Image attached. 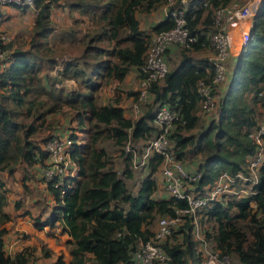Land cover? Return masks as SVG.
Instances as JSON below:
<instances>
[{
    "label": "trees",
    "instance_id": "1",
    "mask_svg": "<svg viewBox=\"0 0 264 264\" xmlns=\"http://www.w3.org/2000/svg\"><path fill=\"white\" fill-rule=\"evenodd\" d=\"M231 1L190 0L185 15L196 39L190 45L177 44L179 57L162 79L152 81V96L135 117L124 113L118 94L102 101L99 88L121 80L133 66L139 75L151 33L171 27L173 21L165 15L145 30L137 12L155 10L165 0H32L35 13L26 46L0 40L5 53L0 57V175L11 173L18 163L25 173L34 162L42 165L46 149L41 141L57 135L48 131L39 141L35 138L48 124L46 115L68 113L74 122L66 136L76 171L56 186L45 182L53 202L46 218L37 223H58L68 235V260L59 252L54 264H131L139 240L154 234L149 226L156 217L175 215L187 205L185 198L153 195L160 154L148 157L145 173L136 169L144 145L158 130L154 114L161 102L178 115L170 134L172 147L177 158L197 162L198 189L224 171H245L255 150L249 132L264 108V0L253 17L249 40L236 55L227 88L215 101V113L204 124L198 114L197 80L209 81L214 66L211 57L190 53L209 46L216 29L214 10ZM61 5L85 16L84 26L77 24L82 19H74L55 31L49 14L52 6ZM57 43H74L77 52L57 60ZM47 65H55L52 73ZM65 79H73L75 87L67 89ZM5 200L0 176V264H23L26 249L9 255L3 247L9 218ZM196 221L219 256L227 255L233 264H264V159L250 192L213 200L198 211ZM194 224L193 215L184 213L182 222L161 241L169 255L164 264H202Z\"/></svg>",
    "mask_w": 264,
    "mask_h": 264
},
{
    "label": "built area",
    "instance_id": "2",
    "mask_svg": "<svg viewBox=\"0 0 264 264\" xmlns=\"http://www.w3.org/2000/svg\"><path fill=\"white\" fill-rule=\"evenodd\" d=\"M190 0H165L166 15L172 19L169 28L153 31L145 53L144 61L139 68L138 88L132 103L134 112H140L142 106L151 98L152 81L160 80L169 69L165 56L166 49L171 44L190 45L196 36L190 33L185 10ZM262 0H246L241 4H225L217 7L213 13V23L216 29L209 37V46L214 74L209 81L204 78L197 80V89L201 94V110L210 111L216 106L215 88L226 76L228 56L236 48H242L250 38L253 17L260 8ZM1 4H12L18 8L33 6L32 0H0ZM6 35L0 33V40ZM236 40V41H235ZM236 43V44H235ZM239 49V50H240ZM237 50V52L239 51ZM4 50L0 48V57ZM178 115L166 102L158 104L154 121L158 126L156 134L148 139L141 153V162L146 161L153 153L161 155L159 165L162 186L169 196L185 198L187 205L176 209L175 215H160L157 219L154 234L147 240H139L132 254L131 264H159L169 259L168 253L161 241L183 220L184 213L193 215L196 223L198 211L213 200L236 193L244 195L250 192L252 184L257 181L258 169L264 159V108L261 118L249 132L255 150L244 172L231 175L224 171L210 185L198 189L194 185L197 173L184 165L177 158L170 138L174 121ZM70 140L65 136L53 135L44 142L46 158L41 165V177L56 186L63 182L69 171ZM128 148V145L126 146ZM202 249V264H233L227 255L219 256L207 240L200 242Z\"/></svg>",
    "mask_w": 264,
    "mask_h": 264
},
{
    "label": "crops",
    "instance_id": "3",
    "mask_svg": "<svg viewBox=\"0 0 264 264\" xmlns=\"http://www.w3.org/2000/svg\"><path fill=\"white\" fill-rule=\"evenodd\" d=\"M236 3L237 2L235 0L234 1L232 0L229 4H236ZM28 8L32 10L33 6L22 7L13 10L8 6V4H1L0 23L3 20L7 19L8 17L11 16L16 17L19 12L24 13L25 11L28 10ZM156 9H160L161 16L157 17L151 23V25L155 21L163 18L166 15L165 2ZM155 10H151L148 12L152 13ZM148 12L147 11L137 12V17L140 21L141 28H143L144 26H142L139 14L148 13ZM34 13H33V17H34ZM15 34L19 35L18 32H15ZM14 35H11L10 37L6 35L4 41L7 42L9 40L12 43V45H16L15 44L16 42L13 39H11L13 38ZM201 47L202 48L200 49L190 51L192 56L195 58L201 56L210 57L212 51H210L211 49L209 48V46L204 45ZM180 51L181 49L179 48V45L174 43L169 46L166 55L169 59H172V61L177 60ZM235 51L232 52L227 59L229 66H227L226 76L224 79L226 80V82L224 84L219 83V85L217 86V92H216V98L218 96L217 99H219V97L226 90L229 80L231 78V69L236 60V55L238 53ZM233 59L234 62H232ZM169 62L171 65L172 62L170 60ZM131 72H134L135 76L138 77V69L136 66H133L131 70L127 72L125 76L119 81L125 79ZM67 80H71L72 83L75 85L73 79H67ZM120 104L124 108V113L127 116H129V114L127 113L124 107V104L121 103V97H120ZM54 113H58V112H54ZM198 114L200 115L201 122L203 124L207 123V121L210 118H212V116L214 115V113L213 114L202 113L200 110H198ZM131 117H135V116H131ZM67 130L68 128L60 129L56 126V128L53 127L52 132L56 133L59 136H65ZM44 160L45 158L43 159V161ZM184 160L188 162V164L186 165L188 169L192 171L196 170L197 167L196 161H192L188 159H184ZM22 164L23 163H18L11 173H6L3 171L1 172L0 175L2 180L4 181V186L6 187V200L3 209L8 213L9 216L8 220L4 224L6 229L2 235L4 250L7 254L13 255L17 251L26 249L27 256L23 264H54L55 257L59 252H61L62 258L66 262L69 257L68 250L65 249V246L67 247L68 245L67 233L60 229L58 223H54L51 226L43 224L42 226L39 227L37 225L39 221H42L46 218V216L49 213L50 206L53 202L52 195L47 189L45 181L41 177V165H40L41 163L34 162L31 165L32 166L31 170H27L26 173L24 172V167ZM75 171H76V165L71 160L69 163V171L64 176L63 179H66L69 176L73 175ZM24 173L26 176L23 175ZM157 178H158L157 188L154 191L153 195L155 197H162V196L168 197V194L166 193V191H164V189L160 191L159 175ZM27 189H29V191H27ZM198 225L199 224L196 221V223L194 224L193 232L195 230V227H197ZM55 235L58 236V238ZM198 238L202 240L203 233Z\"/></svg>",
    "mask_w": 264,
    "mask_h": 264
},
{
    "label": "rangeland",
    "instance_id": "4",
    "mask_svg": "<svg viewBox=\"0 0 264 264\" xmlns=\"http://www.w3.org/2000/svg\"><path fill=\"white\" fill-rule=\"evenodd\" d=\"M235 1L237 2L236 4H241L246 0H235ZM65 2H66V0H58V3H60V4H63ZM8 6L13 10L18 8L12 4H8ZM33 13H34L33 8H32V10L30 8H28V10L25 11L24 13L19 12L16 17L11 16V17H8L7 19L3 20L0 23V33H3L4 35H7L8 37H10L11 35H14L15 32H18L19 35L15 34L13 36V38H11V39H13L16 42V45L20 44L21 47H25L26 42H27V38H28V33H29L31 25L33 23ZM159 16H161L160 9H156L152 13L148 12V13H140L139 14L142 26H144L143 28L145 30L146 29L149 30L151 28V26H150L151 23ZM74 19H82L81 21L77 22V24L80 25L81 27H83L84 22H86L85 16L79 15V13H77L76 10L71 9L68 11L66 6H62V5L61 6H52V8L50 10L49 22L52 26L55 27V31H57L60 27H63L65 25L73 24ZM54 46H55V48L53 50V53L55 54L54 56L57 60H59L60 57H66L70 53L77 52V48H75L74 43L69 44V46H67V47H63L62 43L61 44L57 43ZM180 46H182V45H180ZM179 48L181 49V47H179ZM239 49L240 48H237V45H236V48L234 50H236L235 52H237V50H239ZM232 52H234V51H232ZM4 54H3V57L5 56ZM169 60L172 62V59H169ZM232 62H234V59L232 60ZM169 64H170V62H169ZM226 65L229 66L227 60H226ZM54 68H55V65H52V66L47 65L46 66L47 72H49V73H52L54 71ZM225 82H226V80L221 82V84H224ZM62 84L67 89L75 87V85L72 83V81L67 80V79L62 81ZM137 88H138V77L135 76L134 72H131L122 81L118 82L116 80H110L109 82L102 84L99 88V93H100V97H101L102 101H107L112 96H115L116 94H118L119 97H121V103L124 104V107H125L127 113L129 114V116H136L137 112H134V110L132 108V103L135 99V94H136ZM217 98H218V96H217ZM201 112L213 114V113H215V110H214V108H212V109H210L209 112L208 111L203 112L202 110H201ZM45 118L48 121V124L44 125L38 131V133L35 135V138L38 141L40 140L41 136L45 135L48 131H52L53 127L56 128V126H57L60 129H63V128L67 129V128H69V125L74 124V122H72L70 120L68 113H66V114L61 113V112L51 113V114L46 115ZM203 121H205V120H203ZM67 125H68V127H67ZM44 141L43 140L41 141L42 147H44ZM130 145H131V143H129L128 146H130ZM133 145L135 146L136 144L134 143ZM182 162L184 163V165L188 164V162H186L185 160H182ZM144 163H145V161L136 163L137 164L136 169L138 170V172L145 173L147 171L148 166L145 165ZM31 167L32 166L25 167V171L31 170ZM157 171H156L155 175H156V178L159 175V185H160V191H161L162 189H164V187L162 186V177H161L162 174L160 171V167L158 168ZM157 183H158V178H157ZM27 191H29V189H27ZM157 191H158V189H157ZM164 191H166V190L164 189ZM157 194H158V192H157ZM159 217L160 216H157L156 219L149 226L150 230L153 233H154V230L156 229L157 219ZM204 225H207V223H205ZM198 226L195 227V230H194V234H195L194 236L196 238L200 237V235L202 234L201 228H200V226L199 227ZM56 237L58 238V236H56ZM65 249L67 250L66 246H65ZM164 263L165 262H161L159 264H164Z\"/></svg>",
    "mask_w": 264,
    "mask_h": 264
}]
</instances>
